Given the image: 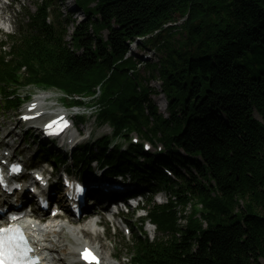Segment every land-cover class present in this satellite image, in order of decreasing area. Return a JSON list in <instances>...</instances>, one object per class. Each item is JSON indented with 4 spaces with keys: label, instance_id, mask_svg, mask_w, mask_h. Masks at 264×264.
<instances>
[{
    "label": "trees",
    "instance_id": "trees-1",
    "mask_svg": "<svg viewBox=\"0 0 264 264\" xmlns=\"http://www.w3.org/2000/svg\"><path fill=\"white\" fill-rule=\"evenodd\" d=\"M77 1L87 20L75 23L71 41L69 19L57 8L53 22L46 20L56 0H42L11 37L10 51L0 50L1 108L18 107L24 84L57 85L78 104L76 95L100 85L99 123L115 135L136 130L166 149L159 158L141 146L109 151L105 137L98 151L83 145L75 155L82 168L98 158L110 171H130L152 191L171 195L149 208L170 236L139 241L132 264H264V0ZM137 39L138 47L159 52L158 62L128 56ZM161 93L167 115L153 99ZM41 153L56 156L46 147ZM191 202L203 205L206 227L195 212L178 227L180 209Z\"/></svg>",
    "mask_w": 264,
    "mask_h": 264
},
{
    "label": "rangeland",
    "instance_id": "rangeland-1",
    "mask_svg": "<svg viewBox=\"0 0 264 264\" xmlns=\"http://www.w3.org/2000/svg\"><path fill=\"white\" fill-rule=\"evenodd\" d=\"M38 0H20V3L21 5L25 6V7H31V9L34 11L35 9V5L34 3L37 2ZM71 0H65V7L63 6L62 7V11L64 12V14H67L68 11L70 12V9H74L75 7L70 3ZM70 3V4H69ZM85 3L89 6H93L95 3H96V0H85ZM74 7V8H72ZM87 10V7H83ZM74 14V13H73ZM21 18V14H18V19ZM74 18H76L78 21H81L82 19H84L83 17V13L75 8V14H74ZM178 24H181L183 23V20H179L177 22ZM72 28V26H71ZM104 37L106 36V32L103 33ZM178 38V37H177ZM132 46H134V54H136V56H143L144 59H147L148 57V54H149V50L148 49H145V48H140L138 47L137 45H135V43L132 44ZM155 51V50H154ZM152 55H151V58H150V61L152 62H158V59L160 57V54L159 52H151ZM140 72L142 74H147L146 72V69H144L143 67L140 69ZM151 85L156 87V89L158 91H160L161 89V85H160V82H158L157 80L155 81H152L151 82ZM31 90L29 89H25L23 90L22 92H20L21 94H26L28 92H30ZM153 99L155 100L156 104L159 106V111L163 114V115H167V102L164 98V95H154L153 96ZM162 99L165 101V104H161V101ZM257 119H259L257 116H255ZM15 123H16V116L14 115V112H6V111H2V109H0V132L4 135H9V133L11 132L12 135L11 136H8L7 140H10L11 142L13 141H16V147L20 150H23L24 153H26L27 157H26V160L28 163L30 162H34L32 161V157L34 156V154H36L39 149H40V145H39V141H35L33 143V137L31 136H27V135H24V128L22 130H17V128H15ZM82 129H85V131H88L89 129H92L93 130V135H94V138L93 140H95L96 138L100 137L101 135L105 134V133H109V131L111 130L108 126H103V127H98L94 121H90L88 123L87 126H80ZM20 146H18V145ZM30 144V145H29ZM182 172L183 173H186V170L185 168H181ZM155 201L158 202V203H164L166 202L167 200L165 199L164 196H159V195H156L155 197ZM199 208V207H197ZM194 209V207L192 206H187L185 207V212H181L182 215L185 216V219H182L181 220V224L183 226H185V224L187 223L188 221V216L190 214V212H192V210ZM142 214V212L140 213ZM198 217H200V214L197 215ZM137 217V214L132 217L133 220H135V218ZM206 225V224H205ZM135 229V228H134ZM67 231H64L63 233V237L65 239L68 240L67 238ZM69 237V236H68ZM70 239V238H69ZM71 241H73L72 239H70ZM96 244L97 241H94ZM73 244V242H71ZM132 243V239H127L125 238L124 236H119V234H114V233H111V235L105 240V239H101L99 244H103L104 247L106 248V251L105 252H115L119 255H123L124 257H128L129 256V244L131 245ZM113 261L116 263V264H122V259L120 258H117V259H113Z\"/></svg>",
    "mask_w": 264,
    "mask_h": 264
},
{
    "label": "bare ground",
    "instance_id": "bare-ground-1",
    "mask_svg": "<svg viewBox=\"0 0 264 264\" xmlns=\"http://www.w3.org/2000/svg\"><path fill=\"white\" fill-rule=\"evenodd\" d=\"M166 100V99H165ZM161 104H165V101L162 99ZM11 134V132L9 133ZM5 139V138H4ZM9 143V142H7ZM87 226H84L83 228H86ZM91 228V227H90ZM46 229H49V234H46L47 238H52L53 241L49 242V249L50 252L54 255H58V263H61V261L67 257V255L72 256L73 253V247L69 244L68 240L63 237L64 231L68 230L66 233H68L72 239L78 244H81L82 234L85 233V231H79L78 227H64L62 223L56 221L50 225L46 226ZM105 258H107V255H105ZM107 264H115L111 260Z\"/></svg>",
    "mask_w": 264,
    "mask_h": 264
},
{
    "label": "snow or ice",
    "instance_id": "snow-or-ice-1",
    "mask_svg": "<svg viewBox=\"0 0 264 264\" xmlns=\"http://www.w3.org/2000/svg\"><path fill=\"white\" fill-rule=\"evenodd\" d=\"M18 249V244H10L9 247L5 249L3 243L0 242V264H17L15 257L21 254Z\"/></svg>",
    "mask_w": 264,
    "mask_h": 264
}]
</instances>
